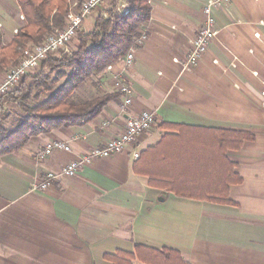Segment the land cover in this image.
Listing matches in <instances>:
<instances>
[{
    "label": "crops",
    "instance_id": "0c3cea01",
    "mask_svg": "<svg viewBox=\"0 0 264 264\" xmlns=\"http://www.w3.org/2000/svg\"><path fill=\"white\" fill-rule=\"evenodd\" d=\"M208 1L150 0L151 17L141 28L146 38L133 64L117 60L89 79L98 95L118 93L103 111L84 125L33 136L0 157V264H114L106 254L137 245L176 249L191 264H264V0L216 5L217 35L198 63L182 71L180 61L205 22ZM115 3L117 11L126 9L127 0ZM77 7L70 1L69 10ZM99 14L97 8L90 20ZM26 24L18 0H0L5 45ZM117 75L133 92L124 111ZM143 111L153 114L154 123L125 150L82 166L73 177L61 176L46 190L32 189L47 172L120 135L127 119ZM162 123L253 135L227 152L242 179L230 186L229 202L179 196L152 184L158 172L150 155L141 159L146 172L134 169L135 153H146L167 133L179 135ZM52 140L72 151L40 159ZM175 144L180 151L191 148L182 134Z\"/></svg>",
    "mask_w": 264,
    "mask_h": 264
},
{
    "label": "trees",
    "instance_id": "16d2710c",
    "mask_svg": "<svg viewBox=\"0 0 264 264\" xmlns=\"http://www.w3.org/2000/svg\"><path fill=\"white\" fill-rule=\"evenodd\" d=\"M70 1L73 0H18L27 24L6 45L0 30V75L19 63L28 46L41 43L47 34L66 25ZM74 1L79 6L83 0ZM111 5L105 9L108 15L101 12L97 16L92 31L79 30L75 50L61 56L50 55L37 73L25 76L15 90L0 96V157L19 150L38 134L90 122L118 95L107 92L84 101L73 99L75 92L92 76L128 53L151 17L150 0H127L122 12L116 10L115 0ZM43 93H48L44 100ZM31 100L37 104L31 105ZM8 103H15L24 111L13 128L4 125ZM160 126L179 131V135L165 134L155 147L139 154L134 169L146 172L141 159L150 155L153 157L150 163L158 172L151 175L152 184L179 196L229 202L230 186L241 183L242 179L227 152L241 148L253 135L183 124ZM181 134L190 140L189 150L180 151L175 146ZM105 258L114 264H134L136 259L144 264H191L176 249L143 245H137L131 252L118 250L106 254Z\"/></svg>",
    "mask_w": 264,
    "mask_h": 264
},
{
    "label": "built area",
    "instance_id": "2783aa9c",
    "mask_svg": "<svg viewBox=\"0 0 264 264\" xmlns=\"http://www.w3.org/2000/svg\"><path fill=\"white\" fill-rule=\"evenodd\" d=\"M111 0H83L76 9H70L66 16V25L63 28H57L53 32L46 35V38L39 44L28 46L18 64L9 67L3 74L0 80V96L15 90L21 80L35 71H39L42 63L47 58L60 51L66 49L69 45L77 39L79 30L83 26L86 18L97 8ZM228 0H209L204 8L205 22L200 27L196 36L191 41V49L184 60L180 61L182 71L189 70L196 65L206 53L208 46L212 39L217 35L218 29L214 17V7ZM106 15V14H105ZM146 34L142 33L140 37L135 40V44L130 48L128 53L118 59L125 67L131 66L135 59L136 47L143 43ZM178 61V59H176ZM179 62V61H178ZM115 88L124 96V101L121 105L123 111L132 102V88L124 76H115ZM154 123V116L150 111H143L139 115L131 116L126 121L125 130L106 143L104 146L93 147L89 151L83 153L78 159L72 160L64 165L59 171H49L45 176L32 187L33 190L42 191L51 187L57 179L61 176L73 177L79 169L91 163L92 161L108 157L112 154L125 150L128 145H132L140 135L149 130ZM55 150L72 151V148L62 140H52L45 144L38 157L40 159L53 153ZM136 157L138 153L134 154Z\"/></svg>",
    "mask_w": 264,
    "mask_h": 264
},
{
    "label": "rangeland",
    "instance_id": "374dc122",
    "mask_svg": "<svg viewBox=\"0 0 264 264\" xmlns=\"http://www.w3.org/2000/svg\"><path fill=\"white\" fill-rule=\"evenodd\" d=\"M112 3V0L109 1L108 3H105L103 5H101L99 7V13L103 12L105 9H108V8H111V4ZM102 9V10H101ZM122 12V11H121ZM94 14L93 13V17H94ZM106 15H108L106 13ZM94 20L93 18L90 20V16L86 19V22H85V25H84V31L85 32H89V31H92L93 28H94ZM77 38V37H76ZM77 45H78V38L75 39L70 45L68 48L66 49H61L60 51L54 53V55H57V56H61L63 53H71L73 50H75L77 48ZM41 69V68H40ZM37 71L33 72V75L34 73H37ZM93 78H92V83H93ZM91 84V81L88 80L87 82V85L85 87H80L76 92H75V96L73 97V99L75 101H84V100H88L90 98H93L95 96L98 95V92H99V89H95V88H92V86H90ZM37 92V90H36ZM48 96V93H43L42 95V100H44L46 97ZM30 104L31 105H34V104H37V101L35 100H31L30 101ZM7 110H8V116L7 118L4 120V125L8 128H13V126L16 125L18 119L20 116H22L24 114V111L22 110V108H20V106H18L17 104L15 103H8L7 105ZM141 264V263H139Z\"/></svg>",
    "mask_w": 264,
    "mask_h": 264
}]
</instances>
